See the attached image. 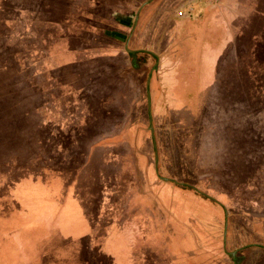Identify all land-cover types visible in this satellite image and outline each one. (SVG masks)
<instances>
[{
  "label": "rangeland",
  "instance_id": "374dc122",
  "mask_svg": "<svg viewBox=\"0 0 264 264\" xmlns=\"http://www.w3.org/2000/svg\"><path fill=\"white\" fill-rule=\"evenodd\" d=\"M38 1L0 0V264H112L96 250L112 222L121 226L127 223L137 236L131 254L134 260L172 264L173 255L168 250L171 220L165 221L159 202L148 201L154 205V213L134 203L130 188L141 189L144 183L134 168L133 152L123 146L110 149L119 152L121 159L116 157L104 168L107 156L96 150L95 158L70 187L71 204L58 213L56 225L50 222L54 208H48L42 214L44 219L11 230L29 215L23 209L16 211L19 205L11 192L15 182L21 178L51 182L57 178V195H63L65 185L85 161L89 144L102 135L130 127L134 117L136 122L141 119L146 134L152 130L148 128L144 82L156 58L147 56L148 65L141 72V97L136 104L129 100L103 101L100 86L98 93L94 92L99 98H90L88 88L74 91L77 83L84 87L86 71L95 67L90 73L94 78L100 75L101 54L113 40L97 28H117L119 24L133 28L136 12L146 0ZM185 1L169 0L163 4L164 12L175 16ZM234 1L237 16L231 23L232 35L221 49L211 52L215 61L213 82L207 86L210 79L204 74L206 81L198 87H207L198 94L196 75H188L190 82L184 87L183 97L198 94L197 98L187 107L157 112L151 119L157 148L149 142L144 149L152 160L155 155L161 157L159 175L175 178L222 203L223 224L246 234L248 220L264 218V0ZM222 7L223 11L229 9V0ZM141 39L148 41L150 36ZM72 49L76 52H70ZM69 60L79 62L73 90L60 81L66 80L62 76L65 68L55 67ZM133 105L138 115L133 114ZM103 111L110 113L105 115ZM123 156H127L124 170ZM101 167L106 176L98 178ZM106 179L111 194L107 209L101 212ZM171 188L178 189L174 185ZM172 193L164 198L169 204H178ZM159 198L166 208V200L160 194ZM33 208H39V202L34 201ZM8 213L10 220L6 219ZM98 215L102 217L93 232L96 246L90 248V233L78 235L84 230L83 219L93 221ZM44 227L46 235L39 239L37 231L42 233ZM217 252L212 248L211 259L201 263H222L212 260ZM224 256L222 261L228 264L229 255Z\"/></svg>",
  "mask_w": 264,
  "mask_h": 264
},
{
  "label": "crops",
  "instance_id": "0c3cea01",
  "mask_svg": "<svg viewBox=\"0 0 264 264\" xmlns=\"http://www.w3.org/2000/svg\"><path fill=\"white\" fill-rule=\"evenodd\" d=\"M168 1L146 0L138 12L135 26L131 29L122 24H119L117 28L112 27L111 29L106 27L104 30L97 28L102 30L101 35L103 34L113 39L106 44L107 49L101 54L100 60L103 63L101 72L99 73L98 71L100 75L94 78L95 75L90 73L91 70L86 71L83 87L82 84L77 83L78 78L74 73L79 62L76 60L60 62L55 64V67L65 68V73L62 76L66 80H60L62 85L73 90V85L77 83L75 92L88 88L90 98H94V92H97L98 86H100L98 92H101L99 96L102 97L101 100H129L130 102L135 101L134 104H136V101H139L141 97V72L144 64L139 65L137 68L133 67L129 61L128 53L145 52L156 57L155 65L153 64L150 67L147 79L144 82L149 119L153 120L157 112L162 111L161 109L171 110L175 106L177 108L189 106L191 101L197 98L199 92L214 80L213 69L215 61L211 52L218 48L221 49L223 43L225 44L232 35L231 23L237 16L234 13L235 1L229 0L230 8L223 11L222 6L228 0H223L221 3L206 2V0H186L183 6L188 3L194 4L197 14L196 16L185 15L186 17L184 18L176 15L172 16V13L167 10L164 12L163 4H168ZM152 20H155L153 24L150 22ZM203 32L204 34H202ZM146 34L150 36L148 41L141 39V36ZM210 36L211 38H209ZM212 37L215 38L212 39ZM206 40L209 43H206ZM183 44L186 45L185 48L180 47ZM159 47H161V50H159ZM181 48L184 52L189 53L183 61L179 54ZM70 52H76V49H72ZM94 69L95 67H93L91 72H94ZM208 69L209 73H204ZM76 73L78 74V72ZM126 74H129V76H126ZM204 74L207 75V80L210 79V81L206 83L207 86L199 88L198 84L201 81H206L203 80ZM188 75H196L197 80L195 82L198 87L196 97H183L182 93L186 91L184 87L190 82L186 79ZM62 76L59 78H62ZM95 96L97 97V95ZM132 109H134L133 114L138 115V109L136 110L134 105ZM103 112H105V115L110 113L109 111ZM134 118V123L130 127H123L115 130L112 134L102 135L87 146L89 150L87 151L86 159L76 170L74 177L65 185L63 195H57L59 190V179L57 178H54L51 182L31 181L29 178H21L15 182L11 192L16 204L19 205L16 211L20 213L21 209H23L29 211V215L12 225L11 230L16 231L25 225H30L31 222L44 219L42 218L43 213L48 208H54L55 215L50 222L56 225L58 213H62L64 211L62 209L71 204L70 187L77 179V174L82 169L87 168L92 158H95L96 150L100 149L101 152L99 153H104L107 156L102 163L104 168V164H111L112 160H117L116 157L121 159L119 152L114 153L110 149L123 146L133 152L134 168L141 174L144 183L143 186L141 185L143 187L141 189L130 188L134 203L139 208H146L154 213V205L150 202L148 203V201L151 199L153 203L159 202L160 208H162L164 215L167 217L165 221L171 220L169 222L173 232L168 240V250L173 255L172 264H203L201 263L202 261L211 259V253L209 252L212 251V248L219 250L217 252L219 255L212 256V260L215 258L223 263L222 260L226 258L224 255H229L227 258L230 260L229 263L235 261L236 263H232L264 264V218L248 220V231L244 234L243 231L235 230L231 225L223 224L222 203L206 197V194L197 191L192 186L187 187L184 182L177 181L175 178L169 177L170 180L161 179L160 177H163L159 175L161 157L155 155L152 160L144 149L149 142H151L154 149L155 147L157 148L155 128L152 126V130H149V134H146L141 119H137L136 122V117ZM148 128L151 129L150 125ZM113 153L115 155L111 156ZM126 157H122V170L125 169L124 165L126 162L124 160H126ZM103 168L99 169L98 178L106 176ZM108 182L106 179L102 187L101 212L107 209L109 194H111ZM157 183H160V185L157 186ZM171 185L178 189L171 188ZM186 190L188 192L180 193ZM171 192H173L172 195L174 197H177L175 201H178V204H169L168 198H164V195H169ZM159 194L162 199L166 200V208L160 203ZM34 201L39 202V208H33ZM12 213L16 212L11 211ZM23 213L25 212L23 211ZM11 214L8 213L6 219L10 220ZM101 217V215H98L96 220L93 221L83 219L85 222L84 230L78 236L84 231L90 233V239L88 240L90 248L96 246L95 242L97 239L93 232L97 221ZM74 219L73 217L70 220ZM43 225L45 226L46 222ZM109 227L108 235L103 240H100L101 242L96 248L97 252L107 256L112 261V264H142L131 256L137 239V236L129 229L131 226H128L127 223L121 226L112 222ZM45 232V227L42 233L38 229V238H44ZM175 246L180 248L176 249ZM226 247L231 250L226 252ZM249 248L256 249V251H249ZM223 264H225V261Z\"/></svg>",
  "mask_w": 264,
  "mask_h": 264
},
{
  "label": "flooded vegetation",
  "instance_id": "af4514ba",
  "mask_svg": "<svg viewBox=\"0 0 264 264\" xmlns=\"http://www.w3.org/2000/svg\"><path fill=\"white\" fill-rule=\"evenodd\" d=\"M223 0H216V3H221ZM175 15L177 16V17H182V18H184V17H186L185 15H182V16H179V15H177V13H175ZM131 29V28H130ZM202 34H204V32L202 33ZM215 34V33H214ZM213 34V35H214ZM215 36V35H214ZM143 36H141V38H142ZM209 38H211V36L209 37ZM213 38H215V37H212V39ZM185 44H183V45H181L180 47H184L185 48ZM180 53V57H181V60L183 61V59H186L187 58V55L189 54L188 52H184V50H182V48H181V50L179 51ZM128 56H129V61H130V63H131V65L133 66V67H135V68H137L139 65H141V64H144V65H148V61H149V59L150 58H156L154 55H152V54H149V53H145V52H142V53H135V52H130V53H128ZM149 57V59H148V57ZM155 62V61H154ZM152 66V65H151ZM143 69H145V66H144V68ZM142 69V70H143ZM155 134H156V132H155ZM156 137H157V135H156ZM157 142H158V139H157Z\"/></svg>",
  "mask_w": 264,
  "mask_h": 264
},
{
  "label": "built area",
  "instance_id": "2783aa9c",
  "mask_svg": "<svg viewBox=\"0 0 264 264\" xmlns=\"http://www.w3.org/2000/svg\"><path fill=\"white\" fill-rule=\"evenodd\" d=\"M206 2H216V0H206ZM177 15L182 16V15H188V16H196V9L195 5L192 3H188L185 6L180 7L176 11Z\"/></svg>",
  "mask_w": 264,
  "mask_h": 264
},
{
  "label": "water",
  "instance_id": "95a60500",
  "mask_svg": "<svg viewBox=\"0 0 264 264\" xmlns=\"http://www.w3.org/2000/svg\"><path fill=\"white\" fill-rule=\"evenodd\" d=\"M146 2V1H145ZM144 4V3H143ZM142 4V5H143ZM140 8H141V6L138 8V10H137V12H136V15H135V22H136V20H137V16H138V12H139V10H140ZM150 128L152 129V125H151V120H150ZM161 179H163V180H170L169 178H165V177H160Z\"/></svg>",
  "mask_w": 264,
  "mask_h": 264
},
{
  "label": "trees",
  "instance_id": "16d2710c",
  "mask_svg": "<svg viewBox=\"0 0 264 264\" xmlns=\"http://www.w3.org/2000/svg\"><path fill=\"white\" fill-rule=\"evenodd\" d=\"M38 2H42V0H39Z\"/></svg>",
  "mask_w": 264,
  "mask_h": 264
}]
</instances>
